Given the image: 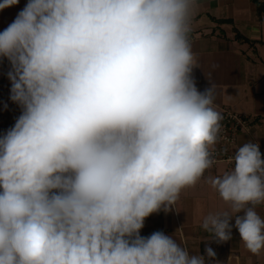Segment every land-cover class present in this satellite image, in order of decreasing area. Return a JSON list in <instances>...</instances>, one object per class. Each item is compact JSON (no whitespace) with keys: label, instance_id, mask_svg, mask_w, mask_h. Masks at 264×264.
<instances>
[{"label":"clouds","instance_id":"9594fccd","mask_svg":"<svg viewBox=\"0 0 264 264\" xmlns=\"http://www.w3.org/2000/svg\"><path fill=\"white\" fill-rule=\"evenodd\" d=\"M198 9L199 0H28L0 32L22 109L0 137V264H206L163 232L140 235L214 164L223 117L214 87L201 92L192 77ZM236 149L230 171L206 178L228 208L200 226L226 242L235 217L259 255L264 159L258 143Z\"/></svg>","mask_w":264,"mask_h":264},{"label":"crops","instance_id":"0c3cea01","mask_svg":"<svg viewBox=\"0 0 264 264\" xmlns=\"http://www.w3.org/2000/svg\"><path fill=\"white\" fill-rule=\"evenodd\" d=\"M27 3L28 0H19L8 7L10 21L0 25V32ZM190 41L198 63L192 72L197 89L204 92L213 86L217 111L230 109L246 117L247 127L238 132L231 151L252 142L258 143L264 154V13L259 15L250 0H199ZM9 71V61L0 58V137L22 113L20 106L10 99ZM232 167L227 162L213 164L195 186L181 192L175 207L167 212L162 207L145 218L140 235L163 232L187 247L190 256H204L206 264H264V251L253 255L244 247L235 228V217L230 221L232 238L226 242L209 239L200 226L206 216L228 208L206 178L223 175ZM256 211L264 218V206H258ZM206 247L215 251L214 258L207 257Z\"/></svg>","mask_w":264,"mask_h":264},{"label":"built area","instance_id":"2783aa9c","mask_svg":"<svg viewBox=\"0 0 264 264\" xmlns=\"http://www.w3.org/2000/svg\"><path fill=\"white\" fill-rule=\"evenodd\" d=\"M223 119L221 120V131L218 136L217 143L214 145L212 151V159L214 164L219 162H231V157L235 154V151H231V147L236 144L237 134L240 130L246 128V117L230 110L222 109L221 112ZM262 159L264 154L259 146Z\"/></svg>","mask_w":264,"mask_h":264},{"label":"rangeland","instance_id":"374dc122","mask_svg":"<svg viewBox=\"0 0 264 264\" xmlns=\"http://www.w3.org/2000/svg\"><path fill=\"white\" fill-rule=\"evenodd\" d=\"M3 0H0V3H2ZM11 13L9 12L8 8H5L3 10H0V25L3 23H7V21H10ZM3 24V25H4Z\"/></svg>","mask_w":264,"mask_h":264},{"label":"trees","instance_id":"16d2710c","mask_svg":"<svg viewBox=\"0 0 264 264\" xmlns=\"http://www.w3.org/2000/svg\"><path fill=\"white\" fill-rule=\"evenodd\" d=\"M250 1L256 6L259 15L264 13V3L262 1L260 0H250Z\"/></svg>","mask_w":264,"mask_h":264}]
</instances>
